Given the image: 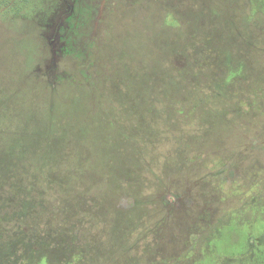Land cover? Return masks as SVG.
<instances>
[{
    "label": "rangeland",
    "instance_id": "1",
    "mask_svg": "<svg viewBox=\"0 0 264 264\" xmlns=\"http://www.w3.org/2000/svg\"><path fill=\"white\" fill-rule=\"evenodd\" d=\"M62 2L0 0L10 264H264V0Z\"/></svg>",
    "mask_w": 264,
    "mask_h": 264
},
{
    "label": "trees",
    "instance_id": "2",
    "mask_svg": "<svg viewBox=\"0 0 264 264\" xmlns=\"http://www.w3.org/2000/svg\"><path fill=\"white\" fill-rule=\"evenodd\" d=\"M224 159V158H223ZM225 161H227V158L225 159ZM251 165H253V164H251ZM257 166V165H256ZM228 169H232V168H228ZM252 179V177H249L248 179H246L245 180V182H247L246 184H245V188L248 186V182L250 181ZM227 182H229V180H227ZM250 201H253V199H251ZM213 202H215V201H213ZM250 204L252 203V202H249ZM135 207V206H134ZM135 208H141V206L140 205H136V207ZM160 213H161V211H158V210H156L155 211V214H156V216H155V218H156V222L157 223H161V215H160ZM139 215H141L140 217H139ZM138 215V218L139 219H144V218H146V217H144V215L143 214H139ZM208 213H204V214H201L200 216H198V218H197V220L196 221H194V223H193V225L196 227V225H198V226H201V222H202V220H205L206 221V219L208 220ZM198 221V222H197ZM245 221H248V219H245V220H243V222H245ZM190 223H192V221L190 222ZM190 223H188V224H190ZM192 225V226H193ZM188 225H187V223H185V222H180V225H179V229L181 228V229H183V231L184 232H186L187 230H192V228H189V227H187ZM204 228H206V226L204 225ZM203 228V229H204ZM31 230L32 231H34L35 233H33L32 234V236H31V241H30V244H32L33 245V247H37L38 246V252L37 253H35V254H39V253H41L42 251V247H43V245L44 244H46V240H45V238H44V235L43 234H40V233H37V231H38V229L37 228H34V227H31ZM180 232H181V230H180ZM59 234H61V233H59ZM21 238V235H15L14 237H13V241L11 242V244H9V245H7L6 247H5V249L3 250H1L0 251V264H10L11 262H17V258H18V256H21V257H25L26 256V253L29 251V247H30V245H25V244H23L22 242H16V241H18L19 239ZM165 240H164V242L162 243V244H171V242L170 241H168V243H166L167 242V235H164V237H163ZM256 241H258L257 240V238H256ZM174 244H176V240H173L172 241ZM18 243H19V247H18ZM16 244V246L18 247V248H15V245ZM47 246V245H46ZM155 248V247H154ZM44 252V251H43ZM43 252H42V254H43ZM43 257H46V258H48V252H46V255L45 254H43ZM170 257V256H169ZM168 256L166 257V258H169ZM176 257H177V255H175L174 254V256L173 257H171V258H169V259H171V260H175L176 259ZM2 258H6V260L4 261V263H2ZM41 255H40V260H41ZM33 261H35V257L33 256ZM49 259V258H48ZM35 264V263H34Z\"/></svg>",
    "mask_w": 264,
    "mask_h": 264
},
{
    "label": "flooded vegetation",
    "instance_id": "3",
    "mask_svg": "<svg viewBox=\"0 0 264 264\" xmlns=\"http://www.w3.org/2000/svg\"><path fill=\"white\" fill-rule=\"evenodd\" d=\"M60 2H62V0H60ZM65 2H66V0H64V2H62V4H63V5H66ZM88 2H89V4H90V3H94V4H96V3L99 2V0H88ZM93 7H95V5L92 4V8H93ZM63 11H64V9H63ZM81 11H82V9H81ZM68 14H69V11H66L65 15L67 16ZM192 17H193V19H194V20H193V23H192V27H193V28H195V24L200 25V24H203V22H204L205 19H206V20H210V19H211L209 13H208L207 15H205L204 13H202V12H200V11H198V13H195V11H194V14H193ZM198 19H200V20H198ZM197 21H199V22H197ZM194 22H197V23L194 24ZM232 40H233V39H232ZM232 40H231V41H232ZM225 41L228 43V45H229L230 48H232L231 46H233V47L235 48L236 45L232 44L231 41L228 42V38H227ZM239 43H240V41H239ZM194 53H196V52H194ZM194 136H195V134H194ZM212 158H214V157H212ZM221 158H222V157H221ZM214 165H215V164H214ZM182 222H183V221H182ZM179 225H180V223H178L177 227H179Z\"/></svg>",
    "mask_w": 264,
    "mask_h": 264
}]
</instances>
